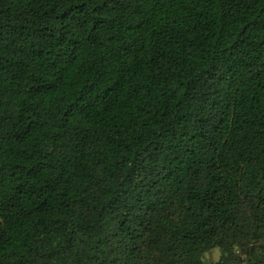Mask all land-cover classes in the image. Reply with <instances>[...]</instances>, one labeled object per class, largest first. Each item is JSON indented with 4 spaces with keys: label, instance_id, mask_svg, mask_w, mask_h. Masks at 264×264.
<instances>
[{
    "label": "trees",
    "instance_id": "16d2710c",
    "mask_svg": "<svg viewBox=\"0 0 264 264\" xmlns=\"http://www.w3.org/2000/svg\"><path fill=\"white\" fill-rule=\"evenodd\" d=\"M0 264H264V0H0Z\"/></svg>",
    "mask_w": 264,
    "mask_h": 264
},
{
    "label": "rangeland",
    "instance_id": "374dc122",
    "mask_svg": "<svg viewBox=\"0 0 264 264\" xmlns=\"http://www.w3.org/2000/svg\"><path fill=\"white\" fill-rule=\"evenodd\" d=\"M212 254H213L214 257H217V256L219 255V250H218V248H214V249L212 250Z\"/></svg>",
    "mask_w": 264,
    "mask_h": 264
}]
</instances>
